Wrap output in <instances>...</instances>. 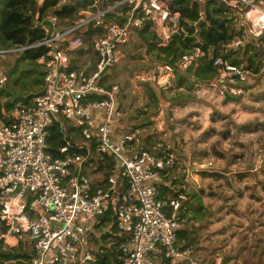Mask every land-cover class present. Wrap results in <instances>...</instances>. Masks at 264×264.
I'll use <instances>...</instances> for the list:
<instances>
[{"label": "built area", "instance_id": "2783aa9c", "mask_svg": "<svg viewBox=\"0 0 264 264\" xmlns=\"http://www.w3.org/2000/svg\"><path fill=\"white\" fill-rule=\"evenodd\" d=\"M174 0H123L107 9L80 12L70 27L59 26L56 16L46 18L41 26L46 37L33 45L0 48V55L22 53L46 45L48 55L38 59L44 72L43 91L30 103L18 104L0 118V223L6 231L0 235L33 242L31 264H97L90 244L91 235L105 213L113 207L120 234L127 240L119 245L121 264H158L164 258L169 264H206L203 256L191 247L178 245V232L183 224L181 210L188 195L180 191L175 197L162 196L160 185L164 176L177 166V155L158 143L159 153L140 145L136 132H126L114 139V121L125 117L118 105L119 84H107L106 71L121 60V45L131 42L136 28L144 21L163 40L177 32L180 14L171 9ZM204 2L205 0H200ZM237 15L244 33L231 40L225 48L239 49L246 40L264 34V0H221ZM68 0H61L64 4ZM128 4L124 22L105 25V32L93 34L90 45L84 33L90 26L103 24L107 12ZM53 23L54 30L46 21ZM96 52L93 71L74 67L72 58L78 50ZM184 55L179 67L186 69L196 56ZM220 68L221 95H238L235 76L246 82L249 72L222 56L214 57ZM176 67L170 62H156L152 69L138 73L136 79L146 82H168ZM7 81L0 78V84ZM97 95L100 98L92 99ZM104 110L96 125L92 112ZM65 120L80 129L81 139L67 140L61 155L47 151L48 128ZM75 134V133H74ZM138 146V148H134ZM75 148V151L72 149ZM131 150V151H130ZM94 153L109 156L113 173L102 184L93 185L85 166ZM31 168V172L27 170ZM96 169V167H95ZM127 184L125 192L121 187ZM214 264H225L224 256L216 254Z\"/></svg>", "mask_w": 264, "mask_h": 264}, {"label": "crops", "instance_id": "0c3cea01", "mask_svg": "<svg viewBox=\"0 0 264 264\" xmlns=\"http://www.w3.org/2000/svg\"><path fill=\"white\" fill-rule=\"evenodd\" d=\"M167 42L168 40L161 39L160 45H166ZM142 49L146 52L144 42ZM126 53L127 49L125 52L121 50V58ZM21 54H18V57ZM145 59L144 61L152 62L148 70L157 62L154 56L147 53ZM24 63L29 64V61L25 60ZM180 69V73L184 71ZM247 71L251 72L249 69ZM35 76H39L35 71L29 74L31 87L26 89L9 80L8 84L13 88L14 98L27 97L31 94L29 93L31 90L32 93L37 91L35 92L37 95L43 91V81L36 83ZM217 78L212 83H205L196 81L193 75H189L190 81L194 83L190 84L191 82L186 81L178 86L179 77L175 71L168 82L164 80V82L160 81L161 83L147 82L146 90H140L141 98L121 100L124 106L128 105L124 110L121 108L119 97L121 90H119L118 105L124 111L125 117L114 121L113 131L115 140H118L122 134L132 131L137 133L140 145L143 147L148 149L153 147L156 150L157 144L162 142L167 149L176 153L177 166L166 173L163 185L178 192L184 191L188 195L187 204L181 212L183 224L181 229L188 238H193L191 246L197 254L203 256L207 264L214 262L216 253H222L217 251L214 255L211 254V258L207 257L202 249L207 244H199L200 241L195 237L205 235L204 238H207L206 233L219 232L225 226L230 228L232 213H229L228 209L232 207L234 198L244 196L250 201L247 190L251 189L254 193L261 192V188H256V182L252 180L256 177L255 171L259 169L257 163L261 157L257 158L254 168L251 164L255 141L261 142L257 137L264 133V127L260 125L257 129L249 130L245 125L264 123V107L262 108L261 101L251 97L254 89L250 86V81L248 82L249 76L246 82H241L235 76V82L243 89V93L229 94L230 96L227 94L223 96L220 93V86L227 82V79L219 80L218 83ZM1 87L3 86L0 85ZM21 87L23 88L19 89ZM170 87L172 89L169 90ZM6 99L1 97L3 103ZM19 102L22 101L18 100L17 103ZM7 111L9 110L3 106L2 113ZM104 114V110L92 112L91 116L96 125L101 123ZM146 138L150 139L146 140ZM263 143L264 141L259 147V156ZM239 149L241 151L238 152ZM258 176L262 175L258 174ZM254 203L255 207L263 205L264 197L260 202ZM218 209L223 211L222 214H218L220 218L215 220L214 215H217ZM5 231L6 228L0 225V235ZM4 240L0 238V251L19 248L21 241L23 246L24 242H30L34 250L33 242L30 240L7 237L10 244ZM16 263L17 260L4 262V264ZM25 263L27 261L21 259V264Z\"/></svg>", "mask_w": 264, "mask_h": 264}, {"label": "trees", "instance_id": "16d2710c", "mask_svg": "<svg viewBox=\"0 0 264 264\" xmlns=\"http://www.w3.org/2000/svg\"><path fill=\"white\" fill-rule=\"evenodd\" d=\"M95 1L83 0L74 2V0H68V2L62 4L61 0H0V48H13L38 43L47 35V29L41 26L46 18L56 16L59 21V26L70 27L80 17L81 11L91 10V6ZM98 1L101 9H107L123 0ZM170 6L174 12L180 14V29L171 35L166 45H160L161 38L151 29V22L144 21L143 26L136 28V30L146 45V53L148 55L154 56L157 62H170L176 67L175 71L179 77L178 86H181L186 81L191 82L189 75H193L196 81L212 83L221 73L220 68L213 64V58L218 56L229 59L232 64L237 66H243L246 63L245 67L247 69H252L256 72L259 71L261 60L257 58L260 57L261 51L264 53V34L256 39L257 43L254 42L255 40L253 38L246 40L244 48L242 47L237 50L225 48L231 40L241 36L244 33V29L239 26L237 15L224 2L221 0H205L204 2L200 0H174ZM94 10L95 8L91 11ZM127 10H129V5L124 3L107 12L103 24L99 26L92 25L84 33L86 43L90 45L89 41L93 34L105 32V25L107 23H123L125 20L123 15ZM202 14L205 17L197 26L196 23L202 19ZM197 48L201 49L202 55L196 56L192 63L186 69H183L185 72L180 73L179 63L182 57L188 54H195ZM49 50L50 48L46 45L31 47L22 52L18 57L19 61L27 60L36 64L37 70L35 72L39 75L38 77L35 76L36 83H41L43 81L41 77L44 76V72L38 69L40 66L38 59L47 56ZM240 51L243 52L244 57L239 56ZM9 78L13 83L23 86V83L18 80L15 81L12 75H9ZM103 79L105 80L106 76ZM192 83L194 82L190 84ZM1 88L0 118L3 117V106L7 110H10L18 100L24 103H30L33 100L32 98L36 96V94L31 93L27 97H19L16 101L13 99L14 93L12 87ZM1 97L7 98L4 103L1 101ZM91 98L98 99L100 97L93 95ZM64 124L66 125L65 130L61 128L57 121L48 128L47 151L54 156L61 155L60 148L67 143V140H75L78 135L81 137L79 132L82 127H76L66 120ZM260 125L264 127V123L260 122L246 124L245 127L253 130L257 129ZM149 139L146 138V140ZM144 149L152 153L160 152L159 149L155 150L153 147L149 149L144 147ZM75 150V148L72 149V151ZM88 163L98 166L96 169V166L93 168L95 172L103 171L102 180H99V178L92 180L93 185L104 183L113 173V161L107 155H97V153H94ZM126 189L127 184L124 183L121 191L125 192ZM179 192L167 185H160V193L162 196L175 197ZM185 204H187V201ZM96 229L104 230V234L100 237L95 236V233L91 235L95 243L101 242L98 250L93 249L96 256V263L121 264V261L117 258L118 255H121L119 245L125 242L128 236L126 234H120L113 207L105 213L100 224L96 226ZM184 232L182 229L178 232V245L183 248H193L191 246L193 244V238H188ZM20 244L19 248L0 251V264H4L8 260H17L16 264H21V259L27 261L25 264H31L34 250L28 251L23 246L22 241ZM195 253L197 254L196 251ZM161 264H169V261L164 258ZM211 264H214V262Z\"/></svg>", "mask_w": 264, "mask_h": 264}, {"label": "rangeland", "instance_id": "374dc122", "mask_svg": "<svg viewBox=\"0 0 264 264\" xmlns=\"http://www.w3.org/2000/svg\"><path fill=\"white\" fill-rule=\"evenodd\" d=\"M97 6L98 8H100L99 3L97 4ZM93 8L94 7L91 6V10ZM91 10H84V11H91ZM84 11H81V13ZM49 22L50 21L48 20L45 23L47 28H49ZM53 30L54 28H52L51 34ZM254 42L257 43L256 40ZM142 47H143V40L141 39L139 32L135 30L131 42L126 45L120 46V50H122L123 52H125L127 49V53L125 56H123V58H121L120 64L117 63L115 66L109 68L105 73L106 76L105 82L107 84H115V83L119 84L121 90L119 96L120 102L121 100L125 101L126 99H133V98L139 99L142 97V93H140V90H146L147 82L136 79V75L138 73H143L144 71H147L148 68L151 67L150 64L152 63V62L150 63L149 61H144L146 52L142 49ZM242 51H240L239 54L240 57L241 56L244 57ZM18 54L20 53H9L5 55L6 56L5 58H3L2 55H0V74H3V76H6L7 78L5 85L0 84L1 86H3L2 88H7L9 86L8 83L10 78L8 75H12L15 81L18 80L19 82L23 83L25 89L26 86L31 87V81H30L31 78L29 77V74H32L34 71L37 70L36 64L33 62H29V64H25L24 61H19ZM257 59L261 60L259 71L256 72L251 69L250 70L251 72H249L248 74L249 76L248 82L250 81V86L254 89L251 97L253 99H257L261 101L263 108L264 100L261 99H264V53L262 51L260 52V57H258ZM71 61L74 67L80 68L81 70L82 69L86 70V72L89 73L93 71L95 68L96 52L93 49L86 51L78 50L74 52ZM245 64H243V66L241 67L247 70ZM38 69L42 70L40 66ZM253 73H255V75ZM1 77L2 76H0V78ZM22 88L23 87L19 89ZM170 89H172V87H170L169 90ZM32 92L33 91L31 90L29 93ZM35 92L34 94H36ZM13 99L17 101L19 98H13ZM18 104H24V102L16 103L15 106ZM121 108L123 110L127 109L128 105L124 106V104L121 102ZM76 138L78 140L81 139L79 135ZM257 138H260L261 142L255 141V146L252 152L254 157L251 164L252 167L253 168L255 167L257 158L261 157V159H259L257 163L259 169L258 171H255L256 177L253 178L252 180L256 182L255 184L256 188L257 187L261 188L260 190L261 192L254 193V191L251 189L247 190L248 191L247 197L253 203H247L250 201H248L247 198H245L244 196H241V198L240 196H238V198H234V203L232 207L228 209V212L232 213L230 218V221L232 222V226L230 228L225 226L219 232L206 233L207 238H204L205 235H200L199 237L197 236L195 237L197 240L200 241L199 244H204V243L207 244L204 248H202L204 252L203 254L211 258V254L214 255L215 252L221 251V253L224 254L223 256H224L225 264H264V204L255 207V203H254V202H260L264 197V182H263L264 181V143L262 146L261 155L259 156V151H260L259 147L262 141H264V133H262ZM239 151L241 150L239 149L238 152ZM97 155L99 154L97 153ZM95 166L96 168H98L97 165H94L92 163L91 164L87 163V165L85 166V171L91 177L92 180H96L97 178H99V180H102L103 171L100 170L98 172H95L93 169ZM29 172H31V168L27 170V173ZM257 173L261 174L262 176L261 177L258 176ZM222 211H223L222 209L217 210L216 212L217 215H214L215 220L220 218L218 214H222ZM0 225L2 224L0 223ZM102 234H104V230L95 229V236L100 237ZM100 243L101 242L95 243V241H93L91 237L90 244L93 249L98 250V248L101 246ZM24 246L28 251L33 250L32 244L30 242H24ZM161 261H158V264H161Z\"/></svg>", "mask_w": 264, "mask_h": 264}, {"label": "water", "instance_id": "95a60500", "mask_svg": "<svg viewBox=\"0 0 264 264\" xmlns=\"http://www.w3.org/2000/svg\"><path fill=\"white\" fill-rule=\"evenodd\" d=\"M78 1H83V0H74V2H78ZM204 17H205V15L202 14V19L199 20V21L196 23L197 26L201 23V21L203 20ZM49 28H50V31L48 32V36L50 35L51 30H52V28H53V23H52L51 21L49 22ZM227 96H230V95L227 94Z\"/></svg>", "mask_w": 264, "mask_h": 264}]
</instances>
